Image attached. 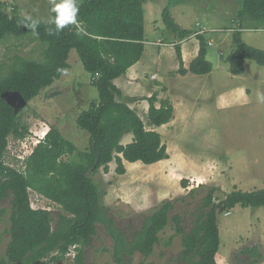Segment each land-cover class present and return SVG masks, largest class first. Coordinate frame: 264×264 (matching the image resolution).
<instances>
[{"label":"rangeland","instance_id":"obj_1","mask_svg":"<svg viewBox=\"0 0 264 264\" xmlns=\"http://www.w3.org/2000/svg\"><path fill=\"white\" fill-rule=\"evenodd\" d=\"M2 1L8 14L15 7L21 15L44 21L50 20L49 6L63 2ZM165 6L182 28L191 30L198 28L197 24L208 30L230 27L239 9L238 0H142L144 51L130 72L120 76L116 83L123 99L144 120L148 108L146 97L155 93L157 107L164 99L170 101L173 117L155 128L166 145L167 157L151 164L125 162L123 174L116 172V163L112 161L107 172L99 168L91 175L99 187L101 203L127 239L132 238L145 218L164 201L172 204L170 217L175 213L181 215V224L189 231L201 200L210 188L215 189V201L233 189L264 188V66L245 59L243 72L231 74L226 61V55L233 49L230 33L208 31L204 36L212 40L206 50L211 70L205 74H180L174 44L179 45L182 67L187 69L196 56L199 42L196 36L178 41L165 28L161 20ZM241 25L243 41L264 50V21L246 18ZM45 47L46 42L32 35L5 34L0 40V76L7 73L17 56L43 60ZM67 61L68 67L60 77L29 100L18 117L28 128L25 136L30 141L37 138L33 131L38 134L53 125L82 151L88 146L89 135L77 126L76 116L98 99V91L74 49L69 51ZM133 98L136 99L133 101ZM21 139L9 136L4 156L6 164L19 170L23 169V159L16 155L21 153ZM130 141L131 134H127L122 144ZM63 158L76 159L72 154ZM29 201L33 208L51 211L54 227L60 208L32 190ZM228 211L216 216L220 240L216 262L264 264V206L236 204ZM10 213L9 199H5L0 203V259L9 240ZM112 244V238L98 224L96 234L85 248L84 264H114ZM254 247L255 254L244 251ZM181 251V236L174 234L170 220L159 233V241L149 256L135 252L125 257L124 264L139 261L186 264L180 257ZM74 254L71 248L62 260L53 264H76Z\"/></svg>","mask_w":264,"mask_h":264},{"label":"trees","instance_id":"obj_2","mask_svg":"<svg viewBox=\"0 0 264 264\" xmlns=\"http://www.w3.org/2000/svg\"><path fill=\"white\" fill-rule=\"evenodd\" d=\"M238 3L232 23L239 22L241 27L246 18L264 21V0H238ZM5 6L0 0V40L5 34L32 35L46 42V47L43 60L16 57L7 73L0 76V94L18 91L28 102L60 77L68 67L69 51L74 49L83 68L96 76L91 83L98 91V99L76 116L77 126L89 135L85 150H78L52 125L19 170L6 164L4 156L8 137L23 138L28 132L18 117L23 108L14 113L0 96V203L9 199L11 206L9 240L0 264H53L62 260L71 248L75 251L74 262L84 264L85 248L96 234L98 224L112 238L114 264H124L125 257L135 252L149 256L159 241V233L170 220L174 234L181 236L180 257L186 264H218L215 259L220 244L217 214L236 204L264 206V188L233 189L216 201L215 189L210 188L189 231L184 230L181 215L175 213L170 217L172 204L164 201L145 218L132 238L127 239L101 203L99 187L91 176L99 168L107 172L112 161L116 163V172L123 174V161L151 164L167 157L166 145L155 128L172 118L170 101L164 99L157 107L155 93L146 97L148 108L144 120L123 99L122 90L115 82L140 60L144 51L142 0H63L49 6V21L21 15L15 7L8 14ZM161 20L178 41L193 34L194 30L182 28L175 21L167 6L161 11ZM240 32L230 33L233 49L226 55L233 75L243 72L245 59L264 66V50L246 44ZM196 38L198 52L187 69L182 67L179 45L174 44L180 63L178 72L182 75L205 74L211 70V63L206 59L207 39L203 34ZM126 134H131V141L122 144ZM71 154L75 160L63 158ZM30 190L60 208L54 227L49 209L31 206ZM1 238L2 233L0 242ZM244 251L256 253L255 247Z\"/></svg>","mask_w":264,"mask_h":264},{"label":"built area","instance_id":"obj_3","mask_svg":"<svg viewBox=\"0 0 264 264\" xmlns=\"http://www.w3.org/2000/svg\"><path fill=\"white\" fill-rule=\"evenodd\" d=\"M198 28L194 29L193 31V36H196V35H205L208 31L210 33H217V32H228V33H231L233 30H240L242 31L243 30V27L239 26V23H236L230 27H226V28H220V29H211V30H208L206 29L205 27H200L199 24H197ZM245 29V28H244ZM246 30V29H245ZM207 44L208 45H211L212 44V40L209 39L207 40ZM95 77L96 76H91V81L95 80ZM152 78H154V75H152ZM32 132V131H31ZM43 131H40L38 134L34 131H33V134L37 137L35 140H29L27 136H24L20 141H19V144L21 146V153L20 154H17L16 157L17 158H21V159H25L26 156H28L32 150H33V147L37 144V142L39 141V139H41L44 135V133H42ZM229 211L226 212V214H228Z\"/></svg>","mask_w":264,"mask_h":264},{"label":"water","instance_id":"obj_4","mask_svg":"<svg viewBox=\"0 0 264 264\" xmlns=\"http://www.w3.org/2000/svg\"><path fill=\"white\" fill-rule=\"evenodd\" d=\"M0 96L13 108L14 113H17L27 104V100L18 91H3Z\"/></svg>","mask_w":264,"mask_h":264},{"label":"crops","instance_id":"obj_5","mask_svg":"<svg viewBox=\"0 0 264 264\" xmlns=\"http://www.w3.org/2000/svg\"><path fill=\"white\" fill-rule=\"evenodd\" d=\"M235 23H239V22H233V23L230 24V26L233 25V24H235ZM242 27H243V26H242ZM192 36H193V35L188 36L187 38H190V37H192ZM187 38H185V39H187ZM185 39H184V40H185ZM220 42L223 43L224 41L220 40ZM197 52H198V49H197ZM180 53H181V51H180ZM196 54H197V53H196ZM133 65H134V64H133ZM133 65H132V66H133ZM132 66H131L129 69H131ZM129 69H128V71H129ZM128 71H127L125 74H128V73L130 72V71H129V72H128ZM125 74H124V75H125ZM131 74H133L132 71H131ZM184 75H185V74H184ZM115 82H116V80H115ZM116 84H117V83H116ZM117 85H118V84H117ZM172 117H173V116H172ZM167 123H168V122H167ZM47 129H48V127H47ZM47 129H46V130H47ZM46 130H44L42 133L45 134ZM126 135H127V134H126ZM126 135L123 136V138L121 139V142H122V140L124 139V137H125ZM159 161H161V160H159ZM125 162H127V161H123V163H125ZM136 162H138V161H136ZM136 162H132V163H136ZM128 163H130V162H128Z\"/></svg>","mask_w":264,"mask_h":264}]
</instances>
